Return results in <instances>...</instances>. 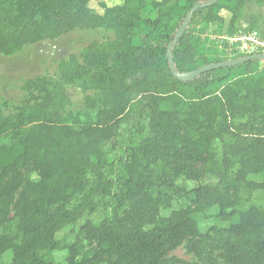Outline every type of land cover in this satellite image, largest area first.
<instances>
[{"label": "trees", "instance_id": "trees-1", "mask_svg": "<svg viewBox=\"0 0 264 264\" xmlns=\"http://www.w3.org/2000/svg\"><path fill=\"white\" fill-rule=\"evenodd\" d=\"M11 1V12L0 9V54L75 30L103 28L115 39L93 40L82 63L76 56L62 62L59 80L25 81V97L13 112L0 106V260L11 251L10 264H62L56 252H66L67 264H177L181 260L168 255L183 242L203 256V224L214 219L211 245L227 264H264V75L257 76L264 61L183 82L168 60L188 12L210 0H124L102 13L90 8L91 0ZM253 1L264 6V0H218L197 10L192 23L222 22L220 12L228 10L227 37L257 32L264 17L249 13ZM245 19L246 28L240 25ZM194 34L187 29L173 46L181 73L248 55L240 41L231 58L217 39L209 50L201 48ZM77 83L96 91L85 96L93 122L76 124L66 113L64 85ZM241 117L250 119L233 122ZM253 119L262 123L256 132ZM136 120H147L148 135L116 163L110 157L120 129ZM31 170L35 178L28 177ZM110 174L117 181L110 216L87 217L82 237L72 242L58 239L73 219L74 197L91 185L97 192ZM182 179L198 182L182 189L190 202L164 215Z\"/></svg>", "mask_w": 264, "mask_h": 264}, {"label": "rangeland", "instance_id": "rangeland-1", "mask_svg": "<svg viewBox=\"0 0 264 264\" xmlns=\"http://www.w3.org/2000/svg\"><path fill=\"white\" fill-rule=\"evenodd\" d=\"M124 0H91L89 6L92 10L102 13L104 11V6H112L123 3ZM13 5L11 0H0V9L4 13L11 12ZM249 13L261 12L264 16V6L258 7L253 1L248 6ZM220 15L223 18L222 22L212 23L210 25L201 23V18H198L197 23L189 24V28L194 30V41L199 44L201 48L210 49V40H219L221 51L224 52L229 58L235 56L238 51L235 43L238 42L236 39L229 38L226 35L230 26L231 13L228 10H222ZM248 19L241 21V26H248ZM184 23V22H183ZM182 23V25H183ZM181 25V26H182ZM187 31V30H186ZM258 34L264 40V24L259 26L257 30ZM115 39V34L112 31L98 28L94 30H75L68 34H64L56 39H46L38 42H34L26 45L21 51L6 56L0 54V106L3 107L4 112L9 114L14 111V107L21 103L25 97V91L22 89L23 84L28 79L46 77L53 80H59L61 75L60 65L62 62L70 59L71 56H76L80 63L83 62L82 54L84 53L86 47L93 41L99 40L102 42H108ZM192 40V39H191ZM223 41V43H221ZM190 57H193V50L191 51ZM198 59V57H195ZM263 77L264 75V63L262 70L257 76ZM219 86H211L209 90H216ZM64 90L66 91L70 103L67 107V115L71 122H76V124H82L85 122H93L95 120V111L87 108L85 102L86 94L94 95L95 90H88L84 92L77 84H66L64 85ZM133 105H136L134 103ZM249 118L241 117L234 119L233 122L241 123L246 122ZM252 132H256L262 127L260 121H256ZM143 125L142 130L141 126ZM249 131V130H248ZM147 120H136L130 125L122 127L120 129V134L115 140L116 152L112 155L111 160L115 159L116 163H121L126 161L129 154L130 148L138 147L140 142L148 135ZM188 132L186 129L183 131ZM250 132V131H249ZM198 166H202L198 164ZM28 177L35 178L36 173L31 170L28 173ZM92 179V177L90 178ZM108 180L112 181L105 186H100L97 192H91V187L87 189L84 194L76 195L73 199L72 210L73 219L72 221L66 222L61 231L58 233V239H67L68 241H74L77 238L82 237L80 227L84 223L87 217H92L96 220H101L110 216L112 211V201L110 192H113L117 188V181L115 175L110 174ZM180 185L178 189L181 191L177 192L175 200L171 204L169 209L163 211L164 215H169L171 209L184 206L190 202L189 196L182 189H191L198 185V182L189 181L182 179L178 182ZM106 190L101 193L102 189ZM93 210V211H92ZM15 221L14 218L11 219L12 223ZM215 223L214 219H211L203 224L204 231L208 233V237L203 240L202 248L204 249V254L202 257H198L194 252L188 249V242H183L174 248L168 255L169 259L177 258L181 260L182 263L177 264H227L220 250H214L212 248V241L216 238V234L209 231V226ZM57 260L62 264H67L66 252H56ZM12 260V252L7 251L4 253L0 260V264H10Z\"/></svg>", "mask_w": 264, "mask_h": 264}, {"label": "water", "instance_id": "water-1", "mask_svg": "<svg viewBox=\"0 0 264 264\" xmlns=\"http://www.w3.org/2000/svg\"><path fill=\"white\" fill-rule=\"evenodd\" d=\"M218 0H210L207 2H196L191 10L188 12L183 25L179 28L174 40L170 42L168 46V60L170 62V68L173 73V75L180 81L186 82V81H191L195 79L196 77L200 76L201 74L215 70L217 68H224V67H233L239 64H243L248 61H253V60H262L264 61V53H259V54H248L247 56L243 58H237V59H232L224 62H217V63H211L205 66H202L200 68H197L195 70L181 73L177 70L175 60L173 57V46L176 45L180 38L183 36V34L186 32L187 28L189 27V24L197 10L200 8H205L208 6H211L215 3H217Z\"/></svg>", "mask_w": 264, "mask_h": 264}, {"label": "built area", "instance_id": "built-area-1", "mask_svg": "<svg viewBox=\"0 0 264 264\" xmlns=\"http://www.w3.org/2000/svg\"><path fill=\"white\" fill-rule=\"evenodd\" d=\"M236 41H240V51L246 54L264 53V40L257 32L242 33L235 37Z\"/></svg>", "mask_w": 264, "mask_h": 264}, {"label": "crops", "instance_id": "crops-1", "mask_svg": "<svg viewBox=\"0 0 264 264\" xmlns=\"http://www.w3.org/2000/svg\"><path fill=\"white\" fill-rule=\"evenodd\" d=\"M262 15H263V14H262ZM263 17H264V16H263ZM243 27L246 28L247 26L244 25ZM254 33H255V32H254ZM257 34H258V32H257ZM258 35H259V34H258Z\"/></svg>", "mask_w": 264, "mask_h": 264}]
</instances>
